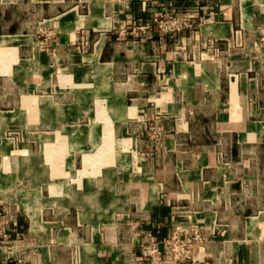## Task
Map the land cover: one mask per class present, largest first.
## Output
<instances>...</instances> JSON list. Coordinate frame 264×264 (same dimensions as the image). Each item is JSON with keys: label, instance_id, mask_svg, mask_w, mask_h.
<instances>
[{"label": "crops", "instance_id": "1", "mask_svg": "<svg viewBox=\"0 0 264 264\" xmlns=\"http://www.w3.org/2000/svg\"><path fill=\"white\" fill-rule=\"evenodd\" d=\"M262 30L264 0H0V264H148L192 230L168 264H264Z\"/></svg>", "mask_w": 264, "mask_h": 264}, {"label": "built area", "instance_id": "2", "mask_svg": "<svg viewBox=\"0 0 264 264\" xmlns=\"http://www.w3.org/2000/svg\"><path fill=\"white\" fill-rule=\"evenodd\" d=\"M188 25L189 21L187 16L180 15L175 10L151 16L141 25L135 24L139 30H145L150 26H155L160 34L175 33ZM261 39L264 40V30H262ZM4 223V220L0 221V224ZM4 236L5 234L0 229V237ZM201 238L197 230H192L190 234H185L180 237L173 235L165 239L161 248L156 242L148 239L141 245V255L147 260L148 264H168L171 261L184 260L189 258L192 246L200 241Z\"/></svg>", "mask_w": 264, "mask_h": 264}, {"label": "rangeland", "instance_id": "3", "mask_svg": "<svg viewBox=\"0 0 264 264\" xmlns=\"http://www.w3.org/2000/svg\"><path fill=\"white\" fill-rule=\"evenodd\" d=\"M156 130V129H155Z\"/></svg>", "mask_w": 264, "mask_h": 264}]
</instances>
